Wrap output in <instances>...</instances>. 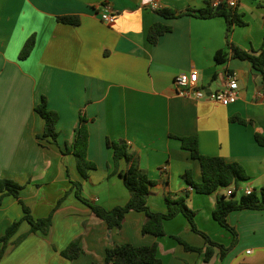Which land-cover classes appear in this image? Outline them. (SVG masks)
<instances>
[{
    "label": "crops",
    "instance_id": "obj_1",
    "mask_svg": "<svg viewBox=\"0 0 264 264\" xmlns=\"http://www.w3.org/2000/svg\"><path fill=\"white\" fill-rule=\"evenodd\" d=\"M161 8L178 13L199 10L212 0H157ZM151 0H0V177L23 186L20 197L35 218L52 215L47 234L31 232L22 221L4 248L0 264H104L108 249L129 243L158 245L164 264H264V210L243 209L228 215L238 240L224 259L220 249L210 261L204 254L186 251L174 236L195 247H207L181 214L165 222L166 235H144V212H129L120 229H109L75 194L73 183L92 204L107 210L125 205L130 192L120 175L114 150L107 140H124L139 168L155 182L148 206L166 213V199L187 194L196 211L199 230L229 247L233 234L213 216L217 199L250 187L264 188V147L255 134H264V82L251 62L229 58L219 64L215 55L229 51L223 17L165 18L151 9ZM109 9L116 22L109 26L101 14ZM245 24L235 25L231 41L243 50L259 53L264 47V0H240L237 8ZM76 16L79 25L59 21ZM156 23L172 27L156 45L148 32ZM35 36L30 56L21 60L25 42ZM196 71L199 87L216 91L228 76L237 79L239 99L223 105L177 93L174 80ZM46 96L49 109L58 112L56 143L42 138L45 121L35 107ZM88 120V158L97 166L85 178L68 143L75 138L80 116ZM238 117L246 121H233ZM39 136H41L39 138ZM197 136L200 152L239 162L248 179L206 195L190 190L184 178L191 171L202 180L200 163L176 137ZM24 216L12 195L0 196V238ZM18 244L14 242L21 238ZM79 240L82 253L74 260L61 252Z\"/></svg>",
    "mask_w": 264,
    "mask_h": 264
},
{
    "label": "trees",
    "instance_id": "obj_2",
    "mask_svg": "<svg viewBox=\"0 0 264 264\" xmlns=\"http://www.w3.org/2000/svg\"><path fill=\"white\" fill-rule=\"evenodd\" d=\"M222 6L221 9L219 7ZM213 7L212 3L208 2L207 6L199 10H187L178 13L176 10L170 8H161L155 10L159 15L165 18H177L181 16H194L199 18H213L223 17L227 23V45L228 50H219L215 59L219 64L226 63L229 58H236L240 60H247L252 63L254 69L258 71L264 82V47L259 53L243 50L231 41V34L235 25L243 26L245 24L242 16L237 13L235 9H229L226 5ZM59 21L65 24L79 25L80 19L76 16H62ZM172 31V27L163 23L154 24L148 32V41L152 45H156L159 38L168 32ZM35 36L30 37L24 44L20 51L19 58L21 60L27 59L35 47ZM35 111L45 121V131L42 138H50L51 142L56 143L59 137L57 124L59 122V114L56 111L49 109L46 96L42 97L41 102L35 107ZM233 121H239L246 124L241 118L234 117ZM89 120L84 116H80V124L76 128L75 138L72 143H68L67 152L73 153L76 158L77 166L83 177L87 178L92 170L97 168L96 164L88 158L89 147ZM41 136H39L40 138ZM181 141L182 147L191 153L193 159L197 160L201 166L202 180L200 182L194 181L191 171H187L184 178L189 185L200 194L211 195L221 188H227L231 185H237L239 181L248 179L247 172L242 164L239 162H230L220 156H208L200 152L199 140L197 136L176 137ZM256 142L264 147V134H255ZM109 147L114 150V162L118 169L121 160H125L127 168L120 172L124 180L125 186L130 192L129 201L122 206H116L107 210L99 205L92 204L82 194V185L74 182L76 197L88 205L94 215L105 221L109 229H120L126 215L129 212H144L146 220L142 226V233L144 235L151 234L156 237H163L166 235L165 222L174 219L178 215H183L192 230L202 235L207 247H195L187 243L181 237L174 236V238L185 248L186 251L203 253L205 260L210 261L215 255V248L220 249V257L224 259L228 252L234 247L238 240V233L234 227L229 225L228 215L235 210L252 209L264 210V188L258 193L253 191L252 194H243L240 198L236 197V191L231 196H221L217 199L213 216L214 219L224 228L229 230L234 238L229 247L221 245L211 239L203 231L199 230L196 223V211L189 207L187 203V194L176 199L167 198L168 211L166 213L153 212L148 206V199L151 194L150 187L155 184L149 176L139 168L137 156L130 151L129 145L124 140L111 141L107 140ZM23 186L16 181L8 178L0 177V196L12 195L17 198L23 206L24 216L21 221H15L11 224L4 236L0 238V243H3L4 248L7 246L9 240L17 233L22 221H27L31 226V232H42L47 234L52 225V215L46 218H35L30 209L23 203L20 197V192ZM17 239L14 244L23 239ZM0 253V259L3 251ZM82 253V248L79 240L72 242L61 254L63 257L74 260ZM104 264H164L163 260L158 255V245L134 246L129 243L116 245L107 250ZM246 264V263H241Z\"/></svg>",
    "mask_w": 264,
    "mask_h": 264
},
{
    "label": "built area",
    "instance_id": "obj_3",
    "mask_svg": "<svg viewBox=\"0 0 264 264\" xmlns=\"http://www.w3.org/2000/svg\"><path fill=\"white\" fill-rule=\"evenodd\" d=\"M240 0H212V6L218 7L220 5H226L229 9H235L238 7ZM151 9L157 10L161 9L160 4L157 0H151ZM101 20L112 26L116 22V15L106 8L101 14ZM199 75L196 71H191L189 73H181L176 76L174 80V85L177 93L185 97H193L195 99H209L212 101L219 102L223 105H230L239 99V85L237 79L233 76H228L226 85L216 91H211L209 94L205 92V89L199 87ZM190 190L194 189L190 187ZM253 189L248 187L245 189V194H252ZM233 192H229L227 196H231Z\"/></svg>",
    "mask_w": 264,
    "mask_h": 264
},
{
    "label": "water",
    "instance_id": "obj_4",
    "mask_svg": "<svg viewBox=\"0 0 264 264\" xmlns=\"http://www.w3.org/2000/svg\"><path fill=\"white\" fill-rule=\"evenodd\" d=\"M221 8H222V6L219 7V9H221ZM205 92H206L207 94H209V93L211 92V90H210V89H206Z\"/></svg>",
    "mask_w": 264,
    "mask_h": 264
},
{
    "label": "rangeland",
    "instance_id": "obj_5",
    "mask_svg": "<svg viewBox=\"0 0 264 264\" xmlns=\"http://www.w3.org/2000/svg\"><path fill=\"white\" fill-rule=\"evenodd\" d=\"M207 243V242H206ZM201 248H205V247H201ZM196 253H199V252H196ZM204 253V252H203ZM203 253H200V254H203Z\"/></svg>",
    "mask_w": 264,
    "mask_h": 264
}]
</instances>
